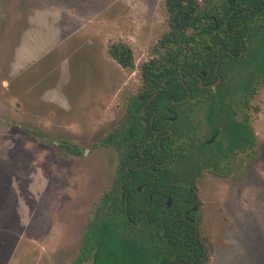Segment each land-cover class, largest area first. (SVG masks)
<instances>
[{
	"label": "rangeland",
	"instance_id": "1",
	"mask_svg": "<svg viewBox=\"0 0 264 264\" xmlns=\"http://www.w3.org/2000/svg\"><path fill=\"white\" fill-rule=\"evenodd\" d=\"M38 9L47 15L41 23ZM166 17L163 0H0V264H75L116 172L115 149L100 141L140 95L141 65L162 60L155 49ZM118 43L131 49L133 69L108 56ZM32 48L28 64L15 61ZM251 69L229 63L223 76L237 111ZM252 104L251 168L227 156L235 180L192 170L205 256L214 249L208 264H264V86ZM61 141L82 155L67 154Z\"/></svg>",
	"mask_w": 264,
	"mask_h": 264
},
{
	"label": "trees",
	"instance_id": "2",
	"mask_svg": "<svg viewBox=\"0 0 264 264\" xmlns=\"http://www.w3.org/2000/svg\"><path fill=\"white\" fill-rule=\"evenodd\" d=\"M228 1L163 0L168 30L160 37L155 49V52L160 53L159 57L162 60L151 59L141 65L143 87L140 95L127 103L124 119L119 127L100 141V145L116 149V176L113 187L102 193L94 205L92 216L88 219L80 238V249L75 264H81L89 259L92 264H206L211 258L214 249L210 245L209 255L205 256L203 250L205 241L199 231L196 212L184 215V212L198 200L197 189L191 177L192 173H195L192 171L191 162L185 163L180 170L165 172L159 168L152 171L147 167L137 169L134 166L144 160L141 153L144 156L158 153L155 145L152 147L144 144V137L141 135L142 131L159 129L164 125V109L172 107L171 100L180 101L186 98V90L189 92L186 100L192 99L194 91L200 94L199 99L222 100L224 82L215 92L210 88L201 90L196 85L197 78L193 73L199 74L200 71H204L207 76L213 78V68L217 62L216 47L219 44L227 45L234 54L240 51L239 47L233 49L232 46L235 44L226 40L231 35L225 31V26L229 32L236 31L231 25L234 17L233 13L231 14L232 0ZM237 2L240 0H235L234 4ZM227 4L225 16L220 17V11L218 13L217 9L224 10ZM216 24L223 28V33L216 31ZM256 50L259 53V57H256V71L244 84L246 105L255 110L251 103L258 90L264 86L263 35L256 44ZM220 51L225 55L222 49ZM107 54L121 68L127 70L134 68L132 51L126 44L109 46ZM190 68L194 71L192 72ZM219 70L220 66L218 72ZM153 95L155 96L148 106L156 111V116L152 117L149 114L152 118L144 119L140 115L143 103L139 101V97L144 96L147 100ZM142 122L147 124L145 130L142 128ZM228 142L229 149L239 150L238 152L247 159L248 151L255 144L253 130L248 122L240 128L230 129ZM240 143L242 146L238 147ZM59 145L74 156L82 155L83 150L74 144L61 141ZM173 147L171 144L166 150L173 152ZM183 149L180 157L186 160L184 153L190 152L189 144ZM257 152L256 141V155ZM203 163L215 175L230 179L238 178V171H231L228 166L216 169L209 161ZM129 173H131L129 183L121 184L130 178ZM135 183L140 184L139 191L135 188ZM119 186L122 187L123 193ZM166 197L172 198L169 208L164 205ZM154 205L163 207V215L155 213ZM141 212H145L147 217L138 218L141 222L138 227L133 218ZM176 212L179 214V222L174 218Z\"/></svg>",
	"mask_w": 264,
	"mask_h": 264
},
{
	"label": "flooded vegetation",
	"instance_id": "3",
	"mask_svg": "<svg viewBox=\"0 0 264 264\" xmlns=\"http://www.w3.org/2000/svg\"><path fill=\"white\" fill-rule=\"evenodd\" d=\"M226 1L229 2L228 0ZM234 1L235 0L230 1V3L233 4V6L231 7V14L233 13L232 15H234L231 25L236 31L229 32L227 30V26H225L224 29L231 35L229 36L231 38L227 37L226 40H230V43L235 44L234 46H232L233 49H238L239 47L240 51L239 53L234 54L229 50V47L227 45L224 46L223 44H219L216 47L217 62L213 68V78L209 75L207 76V73L204 71H200L199 74L193 73L197 78L196 85L201 90L210 88L215 92L223 83L222 76H224L229 63L234 64V66H242V64H245L249 70L251 65L252 69L251 71H249V75L255 73L256 71V57H259V53L256 50V44L260 42L261 35L264 36V0H240L239 3L237 2L235 4ZM227 8L228 4L224 10H220V8L217 9V12L220 11V13L218 12L220 17L225 16ZM215 28L217 29L216 31L223 33V28H219L217 24L215 25ZM220 49L224 51L225 55H223ZM219 66L220 70L218 72ZM190 70L192 72L194 71L192 68H190ZM200 76L206 77V79L203 80ZM218 77L220 78V82L218 85H215ZM200 83L201 86H199ZM186 92V98L181 99L180 101H175L174 103V100H171L172 107H167L164 109L165 115L163 119L165 123L161 128L152 130V128L150 127L151 130L142 131L141 136L144 137V144L146 146L150 145L152 147L155 145L157 147L158 153H149L148 156H144L141 153V158H143L144 160L134 167L137 169L147 167L152 171H155L157 168H159L162 169V172H165V170H180L182 166L189 161L193 164L192 170L196 172L210 173L212 175H215L207 169L203 162L209 161L214 165V168L216 169H223L227 168L228 166V169L232 170V168L237 164L231 168V162L227 156H234L235 159L239 157L242 162H245V166L249 165L248 168L250 169L256 160V140L253 148L247 153V159L244 158V155L242 153L238 152L239 150L229 149L228 144V131H230V129L240 128L248 122L249 127L253 130L251 126V119L253 112H255L256 110L251 109L246 105V102L244 100L246 96V93L244 92V84L242 86V90H240V92L243 93V101L241 102L242 109H240V111H237L235 109L233 101L228 98V94L225 90L222 93V100L199 99L200 94L195 91L192 94V99L186 100L189 97L188 90H186ZM154 96L155 95L147 100H145L144 96L139 97V101L143 103V106L140 108V115L144 119H149L156 116V111L152 110L148 106ZM252 105L253 104L251 103V107ZM253 107L255 106L253 105ZM141 110H143V114H141ZM149 114H151L152 117L149 116ZM151 124L152 123H150V126ZM142 125V128L145 130L147 124L145 122H142ZM202 136L205 138V140L201 143H195L194 145L193 141ZM162 144L164 145L165 149L164 147H162ZM171 144L174 146L173 152H171L170 150H166ZM184 144H186L187 146L189 144L190 147V152L188 151L187 153H184L186 156V160L180 157V152L183 147H187ZM237 146H242V143ZM62 150L65 151L64 148H62ZM65 152L73 157H76L68 153L67 151ZM188 156L189 159H187ZM221 160H225L222 165L220 164ZM126 170L128 169L126 168ZM234 170L237 169L234 168ZM129 176L130 178L127 181H122L121 184L129 183V181L131 180V173H129ZM113 184L114 179L112 181L110 189L113 187ZM135 188L139 191L140 184L135 183ZM119 189L122 193L124 192L121 186H119ZM196 196H198V193H196ZM171 204L172 198L166 197L164 205L169 208ZM193 204L194 205H192L189 210H186L184 212V215H191L195 212L197 215L198 200H196ZM154 207L156 208L155 213L163 215L164 211L162 206L158 207L157 205H154ZM140 217L146 218L147 214L145 212H141L134 216L133 219L136 220V226L138 227L141 225V222L138 221V218ZM178 217L179 214L178 212H176L174 214V218H177L176 222H179ZM202 258L203 257L201 256V260ZM85 262L87 261H84L82 263Z\"/></svg>",
	"mask_w": 264,
	"mask_h": 264
},
{
	"label": "crops",
	"instance_id": "4",
	"mask_svg": "<svg viewBox=\"0 0 264 264\" xmlns=\"http://www.w3.org/2000/svg\"><path fill=\"white\" fill-rule=\"evenodd\" d=\"M43 10L44 9L35 10V12L38 13V14L35 13L36 15H35V17L33 19L34 22L41 23V20L42 19H44V21H45L47 15L45 14V12H43ZM39 13H44L43 17H41V15ZM32 51H33V48L31 50H28L27 51L28 52L27 54L21 55L19 58L15 59V61L17 62V60H21L22 59V60H26L27 61V64H28L35 57V55L33 54ZM23 65L26 66L25 63ZM213 254H214V252H213Z\"/></svg>",
	"mask_w": 264,
	"mask_h": 264
},
{
	"label": "water",
	"instance_id": "5",
	"mask_svg": "<svg viewBox=\"0 0 264 264\" xmlns=\"http://www.w3.org/2000/svg\"><path fill=\"white\" fill-rule=\"evenodd\" d=\"M219 82H220V78L218 77V79H217L215 85H218ZM199 86H201V83L199 84ZM141 98H142V97H141ZM174 102H175V101H173V103H174ZM141 114H143V110H141Z\"/></svg>",
	"mask_w": 264,
	"mask_h": 264
}]
</instances>
